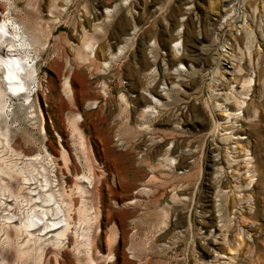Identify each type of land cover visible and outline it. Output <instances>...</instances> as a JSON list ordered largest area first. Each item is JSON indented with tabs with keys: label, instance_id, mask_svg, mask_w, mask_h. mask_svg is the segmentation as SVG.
<instances>
[{
	"label": "rangeland",
	"instance_id": "1",
	"mask_svg": "<svg viewBox=\"0 0 264 264\" xmlns=\"http://www.w3.org/2000/svg\"><path fill=\"white\" fill-rule=\"evenodd\" d=\"M120 2L0 0L36 70L0 71V218L40 208L16 170L70 215L60 247L0 224V261L264 264V0Z\"/></svg>",
	"mask_w": 264,
	"mask_h": 264
},
{
	"label": "bare ground",
	"instance_id": "2",
	"mask_svg": "<svg viewBox=\"0 0 264 264\" xmlns=\"http://www.w3.org/2000/svg\"><path fill=\"white\" fill-rule=\"evenodd\" d=\"M126 1L127 0H122V2L120 3L123 4ZM118 4L119 3L113 5L111 8L105 9L104 13L106 15H109L110 12H113L116 6H118ZM262 13L264 15V7L262 8ZM240 22H243V19H241ZM241 25L242 24H240V26ZM179 30L177 33H179ZM90 42L91 41L84 44L83 47L84 50L88 52L91 56L93 54V46L91 45ZM30 48H31V42L27 38L26 34L16 23H14L9 19H0V71L2 72L1 74L3 75V83L7 86L9 93L22 95L23 98L27 97L30 90V84H32L33 81L35 80L34 76L36 70L34 66V61H31L26 54L23 55L21 53V50L24 51L23 53H29ZM123 49L124 46H120L118 52L111 58L115 59L116 56L123 51ZM224 62L225 61L223 60L222 63L225 64ZM108 63L109 62H104L103 65L108 66ZM67 86H68L67 81H65L64 88H67ZM153 101H155V98L153 99ZM78 120H80V116L75 117V121ZM16 155L17 154H15V156ZM15 170L8 169L7 171L8 173H13ZM16 172L18 173V177H20L22 180V188H28L29 190L27 191V193L35 196V199H31L30 197V202L33 204L39 203L40 208H37L36 206H34L33 208L28 207V210L27 208H25L27 213L25 216L23 215L24 218H14L15 216L12 217L11 214V216L9 217L0 218V224L1 225L5 224V226L11 224V226L15 228L18 234L26 235L28 238H36L37 240H42L48 237H53V240L51 242L55 246L60 247L62 243L60 241L65 237L64 236L65 232L67 231L69 226L67 219V217L70 218L69 212L66 211L65 213H63V210H61L62 208H60L58 204L52 206L53 204L52 195L54 194V192L53 191L48 192V187H51L49 186V183L47 181L48 179L43 177L42 180L43 187L39 186L40 187L39 188L40 193H39V191H33L31 188L28 187L31 181L34 180L31 175H26L25 172L21 170L19 171L16 170ZM17 198L19 197L17 196ZM22 213L23 212H21V214ZM14 223H17V225H14ZM9 241L10 239L7 236L6 231L2 228V226H0V244L5 242L9 243ZM2 263L3 262L0 261V264Z\"/></svg>",
	"mask_w": 264,
	"mask_h": 264
},
{
	"label": "built area",
	"instance_id": "3",
	"mask_svg": "<svg viewBox=\"0 0 264 264\" xmlns=\"http://www.w3.org/2000/svg\"><path fill=\"white\" fill-rule=\"evenodd\" d=\"M131 34H132V31H131ZM174 42H176V43H175L176 45L178 44V40H176V41H174ZM176 45H175V46H176Z\"/></svg>",
	"mask_w": 264,
	"mask_h": 264
}]
</instances>
